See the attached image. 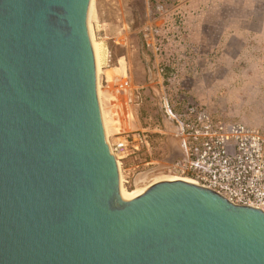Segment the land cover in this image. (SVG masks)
Returning <instances> with one entry per match:
<instances>
[{
  "label": "water",
  "instance_id": "1",
  "mask_svg": "<svg viewBox=\"0 0 264 264\" xmlns=\"http://www.w3.org/2000/svg\"><path fill=\"white\" fill-rule=\"evenodd\" d=\"M90 1L0 0V264H264L262 209L180 179L121 194Z\"/></svg>",
  "mask_w": 264,
  "mask_h": 264
},
{
  "label": "rangeland",
  "instance_id": "2",
  "mask_svg": "<svg viewBox=\"0 0 264 264\" xmlns=\"http://www.w3.org/2000/svg\"><path fill=\"white\" fill-rule=\"evenodd\" d=\"M180 1L93 0L91 28L95 40L103 46L99 98L110 144L127 133L147 134L149 139L144 150L118 160L128 190L163 176L176 177L172 159L180 154V140L172 130L166 108L175 105L179 110L183 96L195 97L225 121L264 131V40L248 41L240 57L237 38L231 36L224 48L219 47L226 57L222 66L211 62L195 66V61L190 68L191 64L184 65V61L197 59L199 52L191 40L187 45L180 40L186 48H175L180 36L177 29L184 24L182 13L175 12ZM233 1L240 4L244 0ZM259 8L263 11L264 5ZM237 12L231 7L225 14L228 17ZM220 38L214 32L210 39L216 43ZM215 51L210 55L216 59L221 53L217 48ZM172 53L181 56L180 67L172 66ZM177 73L187 75L182 86L172 82ZM194 74L201 77L196 85L202 95L190 92Z\"/></svg>",
  "mask_w": 264,
  "mask_h": 264
},
{
  "label": "built area",
  "instance_id": "3",
  "mask_svg": "<svg viewBox=\"0 0 264 264\" xmlns=\"http://www.w3.org/2000/svg\"><path fill=\"white\" fill-rule=\"evenodd\" d=\"M183 97L179 110L175 105L166 108L180 140V154L173 160L172 173L234 204L264 210V131L242 122L225 121L195 97ZM148 146V135L140 133H127L110 144L117 161Z\"/></svg>",
  "mask_w": 264,
  "mask_h": 264
},
{
  "label": "crops",
  "instance_id": "4",
  "mask_svg": "<svg viewBox=\"0 0 264 264\" xmlns=\"http://www.w3.org/2000/svg\"><path fill=\"white\" fill-rule=\"evenodd\" d=\"M262 5H264V0H244L240 4H237L233 0H181L175 12L179 11L182 13L184 24L178 28L179 30L177 29V34L180 36L175 41L177 43L175 48L177 49L178 45L182 46V48L184 47L180 40H184L186 45L187 41L191 40L192 45L199 51L197 59L191 61L185 60L184 65L191 64L190 68H192L193 62L196 61V64L194 63L195 66L201 63L207 66L209 62L222 66V61L226 57L225 52L221 53L219 47L224 48L231 36L237 38V47L239 52H241L240 57L249 46V42H252L251 39H254L256 42L264 40V10L262 11L259 8ZM231 7H234V10L238 12L226 17V10H230ZM256 23H258V26L254 27L253 24ZM214 32L221 36L220 40L216 43H213L210 39ZM216 48L221 54L216 55L217 58L215 59V57H211L210 52H214ZM181 61V56L177 58V55L172 53V66L180 67ZM198 62L199 64H197ZM186 77L187 75H184V73L174 74L172 82L175 85L179 84L182 86V82L185 84V81H187L185 80ZM194 77V80L190 78L192 79L190 92L195 93L197 96L202 95V91H198L200 89L196 85L201 82V77H197L195 74Z\"/></svg>",
  "mask_w": 264,
  "mask_h": 264
},
{
  "label": "bare ground",
  "instance_id": "5",
  "mask_svg": "<svg viewBox=\"0 0 264 264\" xmlns=\"http://www.w3.org/2000/svg\"><path fill=\"white\" fill-rule=\"evenodd\" d=\"M92 8H93V0L90 1L89 11H88V28H89L90 39H91V42H92V47H93L94 55H95L96 75H97V89H98V96L100 97L99 75H100L101 63H102V59H103V46L101 45V43H99V42H97L95 40L93 32H92V28H91V12H92ZM99 101H100V98H99ZM100 105H101V101H100ZM101 110H102V106H101ZM102 116H103V121H104V126H105V130H106L107 138H108V141L110 143L108 128H107L106 122L104 120L103 110H102ZM118 165H119V169H120V162L119 161H118ZM179 179L180 180H186V181H189V182L192 181L191 179L185 178V177L163 176V178L157 179L154 182L171 181V180H179ZM139 189L140 188L135 189V190L126 189L125 186L123 185V177H122V173L120 171V190H121V194L125 198H132V197L136 196V194L138 193Z\"/></svg>",
  "mask_w": 264,
  "mask_h": 264
}]
</instances>
